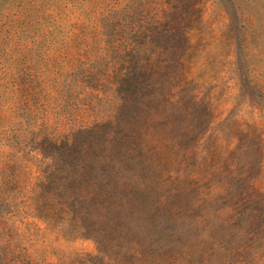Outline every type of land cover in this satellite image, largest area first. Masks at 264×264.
<instances>
[{
    "label": "rangeland",
    "instance_id": "rangeland-1",
    "mask_svg": "<svg viewBox=\"0 0 264 264\" xmlns=\"http://www.w3.org/2000/svg\"><path fill=\"white\" fill-rule=\"evenodd\" d=\"M219 1L0 0V264H264L257 215L264 206V0ZM175 19L190 46L183 66H168L163 92L184 78L189 86L178 95L192 90L207 103L209 121L193 148L186 139L180 150L166 148L167 135L158 130L149 143L154 167L147 182L154 200L180 190L175 201L187 209L201 194L194 235L157 251L147 243L148 226L128 228L122 210L117 230L100 246L65 216L49 220L44 209L40 221L30 217L24 180L47 163L40 151L52 153L54 142L67 148L70 132L117 104L111 71L133 46L123 26L145 23L153 32L158 21ZM226 181L260 193L250 206V233L237 225L226 226L227 235L215 233L207 221L215 212L216 224L226 218L220 208L230 194L222 202L210 199ZM149 214L141 210L135 218L142 223ZM134 248L139 260L127 254Z\"/></svg>",
    "mask_w": 264,
    "mask_h": 264
},
{
    "label": "trees",
    "instance_id": "trees-1",
    "mask_svg": "<svg viewBox=\"0 0 264 264\" xmlns=\"http://www.w3.org/2000/svg\"><path fill=\"white\" fill-rule=\"evenodd\" d=\"M161 21L153 32L145 23L137 28L123 26L132 33L133 46L123 50L121 66L111 71L117 104L111 114L70 132L67 148L54 142L52 153L45 155V150L40 151L41 159L47 163L42 162L32 174L27 172L24 180L27 186L23 199L30 217L40 221L39 214L44 209L51 213L49 220L65 216L66 222L77 225L100 246L108 241V232L117 230L116 219L122 210L126 211L128 228L148 226L147 243L157 251L175 247L194 235L200 218L193 213L201 203V194L193 198L187 209L175 201L180 190L154 200L150 198L154 186L147 182L154 167L149 159V143H155L153 136L158 130L167 135L166 148L180 150L185 146L183 139L193 148L209 121L207 103L193 95L192 90L178 95L188 85L184 78L171 85L169 94L163 92L171 79L166 74L168 66H183L190 45L188 32L177 19L165 25ZM178 30L183 37L176 36ZM153 78L157 81L152 82ZM236 187L240 191L233 193ZM250 189L246 182L226 181L211 194L210 199L216 202L227 200L230 194L231 201L220 208L226 218L219 224L215 223L218 212L206 216L215 233L227 235L225 229L230 225L241 226L242 232L250 233L255 221V209L250 206L260 198L258 191ZM207 202L208 194H204L202 205ZM167 206L171 207L169 212L164 209ZM141 210L150 214L139 223L140 216L135 218V214ZM257 215L263 232L264 206ZM127 254L133 258L141 255L136 248L127 250ZM29 264L36 263L30 260Z\"/></svg>",
    "mask_w": 264,
    "mask_h": 264
}]
</instances>
